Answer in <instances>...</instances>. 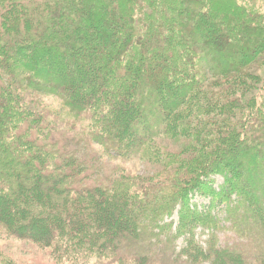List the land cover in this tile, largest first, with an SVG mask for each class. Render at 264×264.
Segmentation results:
<instances>
[{"label": "trees", "instance_id": "obj_1", "mask_svg": "<svg viewBox=\"0 0 264 264\" xmlns=\"http://www.w3.org/2000/svg\"><path fill=\"white\" fill-rule=\"evenodd\" d=\"M12 1L0 0L7 29L0 28V234L51 248L65 264H264V89L251 86L257 89L247 131L241 123L226 134V120L209 121L215 130L198 141L200 150L217 137L227 154L200 152V159L223 154L226 162L220 157L199 169L200 177L183 187L176 180L99 178L85 156L66 150L73 143L58 141L65 128L86 153L97 145L138 155L135 134L152 141L171 133L175 114L193 112L210 74L226 80L243 68L227 50L264 47V20L240 16L228 25L213 20L218 10L208 3L206 21L201 0H29L30 7ZM236 26L247 43L238 35L232 42ZM212 56L221 69L212 67ZM45 89L92 125L51 118L37 107L35 95ZM202 112L206 104L195 109ZM214 176L224 178L219 190L211 186ZM197 195L211 199L209 210L193 203ZM221 203L225 226L213 214ZM198 228L209 231L207 247L195 241ZM223 229L232 234L222 239ZM179 238L185 245L178 250Z\"/></svg>", "mask_w": 264, "mask_h": 264}, {"label": "rangeland", "instance_id": "obj_2", "mask_svg": "<svg viewBox=\"0 0 264 264\" xmlns=\"http://www.w3.org/2000/svg\"><path fill=\"white\" fill-rule=\"evenodd\" d=\"M201 1L205 4V7L200 11V15L206 21H209V19L212 18L208 3H210L209 5H211L212 9L218 10V14H214L215 17H213V20L215 18L216 21L224 22L228 25H231L234 19L237 17L240 18V16L246 17L252 15L254 17H259V20H264V0ZM12 2L25 7L31 6L29 0H13ZM4 5L2 4L0 7L2 6L5 8ZM142 5H144V2ZM234 11L236 12L234 13ZM2 26L5 31H7L6 26L2 24L0 25V28H2ZM203 30L207 37H209L208 34L212 33L207 29ZM222 33H226V30L223 27L218 34L220 35ZM233 34L235 37L230 35L232 42H235V39L239 36L244 43H247L246 39L248 36L247 32L244 30L239 29V27L236 26ZM236 35L238 36L236 37ZM220 36L218 37V41L220 40ZM225 38L226 34L225 37L223 36V39ZM258 45L257 47L252 46L249 48L248 43L247 46L240 44L238 48L236 45L235 51L233 50L231 52L227 50L226 55L228 56L236 53L238 58L234 59V62L243 64V66H241L243 68L239 69L237 74L231 75L226 80L207 73L210 74V76L207 77L203 86L197 91L201 93L195 94L197 95V100L193 112L189 113L182 111L180 114H175L176 118L172 122V127L170 128L172 130L171 133L162 134L152 141L151 139L147 141L148 138L144 139L143 137L141 138V136L134 135L138 140V144H140V146L142 145L138 155L135 154L136 156L133 155L132 157L125 158L122 155L115 153L113 151L115 148L106 151V148L101 149L97 145H94V143V150L86 153V150H84L82 146H79V148L75 147L79 144L76 136H74L75 132H67L65 128H62L59 131L60 137L58 138V141L60 143H73L75 146L70 144L66 150L71 152L75 151V153L79 152L76 157L80 159H82V156H85L84 158L92 167V171L94 173L100 172L98 174L99 178H109L115 175L117 176V179L136 181L139 182L140 185L176 180L178 186H186L185 183L194 179V177L199 176V172L201 171L199 169H204V167L210 165V163L218 161L217 159L220 157L223 162H226V159L222 156L223 154H227V152H225L227 148L224 142L222 143L220 140H217V135H215L216 138L211 139L207 145L203 144L202 150H200L202 144L198 141L204 140L205 142L207 138L205 139L204 135L209 133L210 130V132H214L215 130L212 129L213 127H209L210 125H214L213 123H209V121L219 123L226 120V122L229 123L228 125H225V127L228 128L224 130L226 134L230 129L238 128L241 123L247 125V128L245 129V131H247L250 122L249 120H247L248 122L244 121L248 117L246 111L252 109L254 94L257 89V87L255 89L251 88V86H258L259 91L264 89V47H262L261 44ZM256 50L258 51L254 53ZM242 54L248 58H253L241 59L240 57ZM213 57L214 56L209 60V62L211 61V65H213L212 67L221 69V67L217 65L219 63L216 64V62H212ZM228 58L232 59L231 56ZM35 97L38 100L37 107L43 108L45 113L50 115L51 118H57L58 116L57 119L61 120V124L64 122L77 124L80 128H87L92 125L89 121H77V118H74L71 114L65 111L62 100L56 95L50 94L47 90L42 94H36ZM189 104L190 102L186 106H189ZM205 104V113H195L196 107L202 109L205 107ZM199 116L206 117H201L200 124H198ZM255 122L256 121H254L253 124L256 125ZM253 128L248 130L250 137H254L255 135V130ZM211 135L214 136L213 133H211ZM220 135L219 138H221V140L227 139V135H223V133H220ZM126 148H128V143L124 149ZM118 150L121 151L122 149L118 148ZM216 150H220V152L223 153L222 156L217 159H213L214 154L212 156H207L209 153L216 152ZM200 152H205V154H207L206 157L204 156V159H200ZM85 159H82V161ZM210 182L213 189L219 190L224 184V178L222 176H214L210 178ZM93 184L94 183L91 185ZM193 203L197 204L200 210H209L211 199L197 195L193 197ZM124 213L125 211L122 212L121 215ZM213 214L223 222L222 226H225L223 219L226 217V213L225 205L223 203L218 204L215 207ZM177 216L176 213L172 218L175 224L178 222ZM109 217L113 222L112 216L109 215ZM218 232L222 239H225L226 235L228 236L232 234V232L225 229ZM195 236L196 242L207 247L206 241L209 238L208 230L198 228L195 232ZM183 239L184 238H179L176 241V248L178 250L185 245ZM55 258L56 257L53 255V249L51 248H43L30 241L8 239L0 234V264H65L67 262V260L63 259L62 262L59 263Z\"/></svg>", "mask_w": 264, "mask_h": 264}]
</instances>
